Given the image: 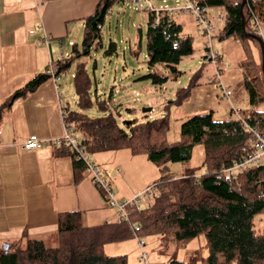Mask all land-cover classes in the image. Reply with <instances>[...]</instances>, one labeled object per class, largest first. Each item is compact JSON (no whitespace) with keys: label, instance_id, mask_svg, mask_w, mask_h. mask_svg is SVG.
I'll return each mask as SVG.
<instances>
[{"label":"trees","instance_id":"16d2710c","mask_svg":"<svg viewBox=\"0 0 264 264\" xmlns=\"http://www.w3.org/2000/svg\"><path fill=\"white\" fill-rule=\"evenodd\" d=\"M122 1L97 0L93 13L83 18L80 50L71 42V52L76 56L88 53L90 46L100 40L99 28L105 14ZM199 3L221 7L224 22L219 37L237 38L242 43L244 57L239 66L249 107L239 110L238 117L220 120L213 119L211 112L191 115L179 123L178 139L168 141L167 107L180 104L188 96L196 72L190 75L186 85L176 87L173 99L163 105L162 115L145 121L131 119L121 124L110 111V103L99 97L95 89L93 97L97 107L107 112L102 115L86 113L92 103V84L83 66L84 60L77 61L71 74L76 109L66 111V120L89 153L127 149L132 155H145L160 173L155 181L151 205L147 208L126 205L125 218L91 226L81 224L77 211L58 213L55 245H45L22 232L20 239L8 243L6 250L0 245V264H126L124 254L107 256L102 247L105 243L132 236H158L160 245L164 241L173 242L174 252L160 264H264V231L257 232L253 226L255 216L264 215V163L258 167L245 165L232 177L220 170L252 149L249 128L264 133V109L258 108L264 105L260 45L247 27L256 20L264 28V0H244L243 4L241 0H204ZM133 5L137 10H144L146 16L142 60L146 73L140 77L158 86L169 77L177 80L181 72L176 65L192 53L191 36L181 35L180 25L166 12H159L155 20L154 10L143 8V3L139 8ZM251 45L258 48L256 57ZM108 47L114 49L115 43L109 41ZM70 61L71 55L52 60L53 73L59 76L69 67ZM48 78V73L35 75L15 89L2 106L23 97ZM195 144L202 146L203 172L196 173L195 168L190 167L180 176L167 175V163L188 160ZM53 152L71 156L74 179L77 178V173L83 170L82 163L62 145L55 147ZM200 233L204 236L207 255H193L187 261L177 259V246ZM20 242L24 243L23 247H18ZM163 249L161 246L159 252Z\"/></svg>","mask_w":264,"mask_h":264},{"label":"crops","instance_id":"0c3cea01","mask_svg":"<svg viewBox=\"0 0 264 264\" xmlns=\"http://www.w3.org/2000/svg\"><path fill=\"white\" fill-rule=\"evenodd\" d=\"M96 2L97 0H0V245L16 242L22 232L30 238L41 240L45 245H52L57 215L61 212L77 211L84 226L117 221L115 208L106 204L83 170L74 179L71 156L53 152L57 146L54 147L50 140L59 137L63 121L68 122L65 115L67 106L63 103L58 84L60 75L57 81L52 82L48 78L23 97L2 106L15 89L22 87L35 75L45 73L52 60L65 56L64 43H75L71 37L77 29L82 37L83 18L93 13ZM211 8L213 7H209ZM222 12L217 10L215 20L207 13L218 32L223 26V20L219 21L217 16L222 15L224 18ZM173 16L170 17L180 25L181 33L183 24L174 20ZM260 31V39L264 45V28L261 25ZM218 32L211 38L219 43L230 38L233 48L240 49L241 56L236 51L234 61L230 62L219 48L213 50L211 39V50L217 53L214 65L205 58L204 48L200 52L199 48L192 47V53L183 58H203L201 69L210 65L212 70L200 80L202 73L196 69L194 84L188 96L178 105L171 104L175 106L174 109H170L171 105L167 107L166 112L171 111L179 123L191 115L206 112H211L215 120H220L218 117L226 119L232 115L231 108L239 111L249 107L243 87L242 68L239 66V61L244 57L242 43L232 37L221 39ZM181 35H189L193 41L191 34ZM45 36L48 37L47 44L43 42ZM200 36L204 42V37ZM251 51L256 57L258 48L251 45ZM198 62L199 59L194 61L196 64ZM217 69L219 74L215 72ZM224 90L229 91L227 96L223 95ZM31 134L41 140L40 146L23 149L22 142ZM97 154L99 153L94 156ZM90 158L95 161L94 157ZM130 158L134 157L127 159L124 156L127 162L132 160ZM98 160L106 161L101 157ZM114 167L118 166L114 165L109 173L106 170L102 172L110 184L114 182V191L120 199L127 200L131 191L150 183L151 172L146 174L145 182L140 185L139 182L134 184L125 166L118 167V173L114 171ZM109 244L112 242L103 245V253L115 255L116 246Z\"/></svg>","mask_w":264,"mask_h":264},{"label":"rangeland","instance_id":"374dc122","mask_svg":"<svg viewBox=\"0 0 264 264\" xmlns=\"http://www.w3.org/2000/svg\"><path fill=\"white\" fill-rule=\"evenodd\" d=\"M153 7H159L165 4H173L180 2V0H147ZM148 3L143 1V8H147ZM217 10L223 11L221 7H213L208 10V14L213 16L215 20V13ZM224 13V12H222ZM174 20H178L183 24V31L181 33L191 34L193 36L192 47L199 48L200 52L203 51V39L199 34L198 27L195 21L189 15H174ZM145 22L146 16L144 10H137L130 0H124L117 4H114L108 14L102 21L100 29L101 37L95 46H90L89 52L83 56H76L74 52H71L69 44L66 42L63 45V52L65 57L71 55V61L69 67L60 73V85L63 103L66 104L67 110L76 109V95L73 87L71 74L76 69L75 64L78 59L84 60V67L87 75L91 81L90 96L92 103L86 113L89 115H102L106 110H101L97 107L93 93L97 92L98 96L104 98L110 108V111L117 118L119 123L130 121L131 119H137L138 121H145L157 116L162 115L161 110L163 105L171 101L174 97V91L176 87L186 85L189 80V75L198 69L201 73V79L205 75L210 74L212 67L205 65L201 69L203 58H182L178 64V70L181 72L177 80L169 77L164 86L152 85L147 79L140 76L146 73L145 64L142 62L144 59L145 50ZM212 22V21H211ZM221 23H219L220 25ZM218 30V29H217ZM250 30V29H249ZM139 32V33H138ZM218 32L214 29V33ZM250 33L254 34L251 30ZM80 37L78 29L74 31L71 39L76 44V48L80 50ZM213 37V36H212ZM260 37V35H258ZM214 38V37H213ZM212 39V48L216 51V47L222 51V55H225L230 62L234 61L236 51L241 52L239 48H233L231 39H227L221 43L218 40ZM261 38V37H260ZM262 39V38H261ZM109 41L115 43L114 49L108 47ZM217 45V46H216ZM196 59H199L198 64L194 63ZM95 89V90H94ZM170 109H174L175 106H170ZM145 108H150L149 111H143ZM258 108L264 109V105H259ZM229 116V115H228ZM233 116V115H230ZM168 131L167 140H177L178 125L177 119H174L173 113L168 112ZM217 118V117H216ZM221 119V117H218ZM95 153H99L94 156ZM95 153H89V158L94 157L98 166L100 175L111 186L115 198L120 199L114 191V182H110L104 177L102 170L112 171L114 165L118 167L125 166L128 173L133 180L134 184L138 183L143 185L145 177L148 172L152 173L151 179L148 182L157 180L159 177L158 168L147 160L145 155L138 154L137 156H131L127 149H120L116 151L107 150ZM114 155V156H113ZM124 156L132 160H124ZM203 156L202 146L199 144L193 145L190 153V157L186 161L169 162L167 163V175L180 176L186 168H195L196 173L203 172L201 164ZM103 158L106 161H100L98 159ZM91 159V158H90ZM92 160V159H91ZM94 161V159H93ZM119 169V168H118ZM154 178V179H152ZM140 189L131 191L128 199L132 193L138 192ZM254 229L257 232L264 231V215L257 214L253 223ZM56 234L54 235V243L56 244ZM137 237H130L121 241L112 242L109 245H115V255L124 254L126 257V264H141L138 259L139 247L137 244ZM144 243L143 249L148 254V260L150 264H160L166 261L171 252H174L175 246L173 242L164 241L159 244L158 236L138 237ZM204 236L202 233L196 237L190 239L186 243L177 246L175 251V257L179 260L187 261L193 255L203 257L207 255V247L204 245ZM18 247H23L24 243H18ZM122 245V246H120ZM49 246V245H48ZM161 246L165 249L159 252ZM107 249V247H106ZM104 252H107L106 250ZM109 256L110 253H105ZM199 264V263H198Z\"/></svg>","mask_w":264,"mask_h":264},{"label":"built area","instance_id":"2783aa9c","mask_svg":"<svg viewBox=\"0 0 264 264\" xmlns=\"http://www.w3.org/2000/svg\"><path fill=\"white\" fill-rule=\"evenodd\" d=\"M138 8L142 6L143 1L148 3V7L154 10L155 20H157V15L159 12H166L168 16H173L176 14L184 13L192 16L195 21L200 34L204 37V55L212 63H215V58L217 53L211 50L210 40L212 34L214 33L215 24L212 23L207 16L209 7L200 4V1L204 0H180V2H175L173 4H165L156 9H153L152 5L147 0H131ZM219 21L224 22L222 15L217 16ZM247 27L254 33V35H261L260 24L254 20L252 23H248ZM48 37L43 38V42L47 44ZM218 74V71H215ZM45 73L49 74V78L52 82L58 80V75H55L52 71L51 64L46 69ZM229 94L228 90H224V96ZM231 114L234 117H238V110L231 108ZM63 121V120H62ZM251 131L249 142L252 144V149L247 152L246 155L242 156L241 159L233 161L227 167H222L220 170L226 174L228 177L234 176V173L241 170L243 166L249 165L258 167L264 163V133L253 130ZM54 146H65L67 150L72 154L74 159L80 161L83 165V172H85L91 182L96 186V188L101 192L105 202L108 206L114 207L117 214V221L126 217L125 206H133L135 208H147L151 205V200L155 193V181L146 184L138 192L133 193L131 197L125 201H120L114 196V192L111 186L102 178L100 175L98 166L95 161L89 158V154L84 147V143L80 138L73 132L72 126L69 122L62 123L61 134L59 137H55L50 140ZM41 144L36 135H28L26 139L22 142L23 149H34L38 148ZM114 171L118 173V167H114ZM136 227V225H133ZM138 238V237H137ZM137 244L139 247L138 259L141 264H150L148 260V254L143 249V241L137 239Z\"/></svg>","mask_w":264,"mask_h":264},{"label":"water","instance_id":"95a60500","mask_svg":"<svg viewBox=\"0 0 264 264\" xmlns=\"http://www.w3.org/2000/svg\"><path fill=\"white\" fill-rule=\"evenodd\" d=\"M244 3V0H241V4H243ZM242 26H243V23H242ZM253 35V37L258 41V43H259V45H260V52H261V69H262V72H263V74H264V45H263V43H262V40L260 39V38H257L258 36L257 35H254V34H252ZM149 109L150 108H145V109H143V111H149ZM125 122H129V121H125ZM7 246H8V244L7 243H2L1 244V247L4 249V250H6L7 249Z\"/></svg>","mask_w":264,"mask_h":264},{"label":"bare ground","instance_id":"6f19581e","mask_svg":"<svg viewBox=\"0 0 264 264\" xmlns=\"http://www.w3.org/2000/svg\"><path fill=\"white\" fill-rule=\"evenodd\" d=\"M212 36H213V34H212Z\"/></svg>","mask_w":264,"mask_h":264}]
</instances>
